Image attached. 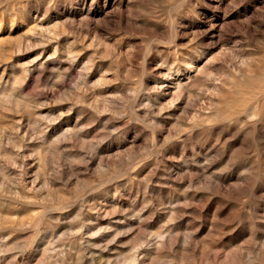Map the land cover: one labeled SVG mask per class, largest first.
I'll list each match as a JSON object with an SVG mask.
<instances>
[{"label":"rangeland","instance_id":"1","mask_svg":"<svg viewBox=\"0 0 264 264\" xmlns=\"http://www.w3.org/2000/svg\"><path fill=\"white\" fill-rule=\"evenodd\" d=\"M0 264H264V0H0Z\"/></svg>","mask_w":264,"mask_h":264}]
</instances>
